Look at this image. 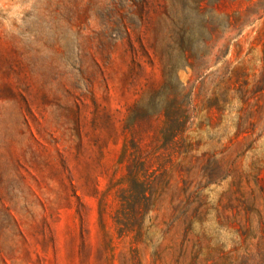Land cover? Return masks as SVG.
Instances as JSON below:
<instances>
[{
    "label": "rangeland",
    "instance_id": "rangeland-1",
    "mask_svg": "<svg viewBox=\"0 0 264 264\" xmlns=\"http://www.w3.org/2000/svg\"><path fill=\"white\" fill-rule=\"evenodd\" d=\"M0 264H264V0H0Z\"/></svg>",
    "mask_w": 264,
    "mask_h": 264
},
{
    "label": "trees",
    "instance_id": "trees-1",
    "mask_svg": "<svg viewBox=\"0 0 264 264\" xmlns=\"http://www.w3.org/2000/svg\"><path fill=\"white\" fill-rule=\"evenodd\" d=\"M255 4L256 3H253V5H251V6H249L248 8H247V12L248 11H254V12H256V11H258V10H251L254 6H255ZM261 15H259L258 17H260ZM231 20H230V18H229V20H228V23H229V25H233V23L232 22H230ZM239 21V20H238ZM185 30H183V33H182V35H185Z\"/></svg>",
    "mask_w": 264,
    "mask_h": 264
}]
</instances>
